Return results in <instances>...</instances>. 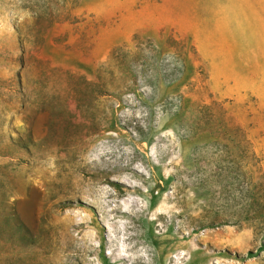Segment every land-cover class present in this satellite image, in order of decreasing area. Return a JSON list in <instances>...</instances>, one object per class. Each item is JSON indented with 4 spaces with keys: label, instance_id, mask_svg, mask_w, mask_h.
Listing matches in <instances>:
<instances>
[{
    "label": "rangeland",
    "instance_id": "374dc122",
    "mask_svg": "<svg viewBox=\"0 0 264 264\" xmlns=\"http://www.w3.org/2000/svg\"><path fill=\"white\" fill-rule=\"evenodd\" d=\"M0 264H264V0H0Z\"/></svg>",
    "mask_w": 264,
    "mask_h": 264
},
{
    "label": "trees",
    "instance_id": "16d2710c",
    "mask_svg": "<svg viewBox=\"0 0 264 264\" xmlns=\"http://www.w3.org/2000/svg\"><path fill=\"white\" fill-rule=\"evenodd\" d=\"M175 64V67H174V71L179 73L178 74V78H175V79H183L185 78V73L187 71V64L184 60H179L178 62L174 63Z\"/></svg>",
    "mask_w": 264,
    "mask_h": 264
},
{
    "label": "bare ground",
    "instance_id": "6f19581e",
    "mask_svg": "<svg viewBox=\"0 0 264 264\" xmlns=\"http://www.w3.org/2000/svg\"><path fill=\"white\" fill-rule=\"evenodd\" d=\"M84 140V139H83ZM82 140V141H83ZM88 143V142H87ZM80 145V144H79ZM77 146H78V144H77ZM85 149H86V146H84L83 145V147H81L80 149L78 148L77 150H75V149H71L70 148V150H72V154H75L76 156H78V157H80V155L85 151ZM71 154V155H72ZM83 161V160H82ZM85 162H82L81 164H84ZM86 164V163H85ZM84 166V165H83ZM83 166H81V167H83ZM86 166V165H85ZM87 167V166H86ZM78 168V167H77ZM84 168V167H83ZM71 171V170H70ZM69 171V172H70ZM80 171V170H79ZM73 173V172H72ZM71 175V174H70ZM70 178V177H69ZM72 179V178H71ZM67 181V180H66ZM61 182V181H60ZM71 184H73L74 186H77L78 184L74 181V180H72L71 182H70ZM65 184V183H64ZM66 184H68V183H66ZM104 260V259H103ZM105 261V260H104Z\"/></svg>",
    "mask_w": 264,
    "mask_h": 264
}]
</instances>
